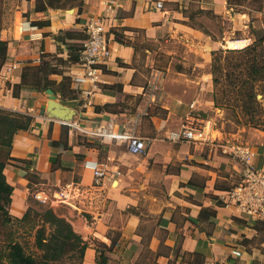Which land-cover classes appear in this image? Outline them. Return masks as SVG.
Returning <instances> with one entry per match:
<instances>
[{
	"label": "crops",
	"instance_id": "crops-1",
	"mask_svg": "<svg viewBox=\"0 0 264 264\" xmlns=\"http://www.w3.org/2000/svg\"><path fill=\"white\" fill-rule=\"evenodd\" d=\"M157 2L83 0L79 6L37 10L35 0H17L14 23L0 25V39L8 42L0 107L30 114L34 121L15 135L5 168L14 187L10 207L16 216L23 215L30 193L49 197L53 191L77 216L70 219L74 230L88 242L107 245V264H264V216L254 219L223 198L239 183L241 164L220 148L167 138L170 130L193 118L228 140L222 130L209 117L193 113L196 99L179 103L173 98L161 105L163 114L151 110L155 98L137 60L140 40L164 37L170 18L184 12L167 9L165 15ZM96 15L105 19L112 55L100 64L102 81L93 90L92 103L85 105L82 89L91 86L74 81L83 70L80 57L70 56L69 45L83 43L86 24ZM20 24L24 30L18 34ZM14 62L18 67L6 80L5 65ZM48 63L58 71L37 79L35 69L47 72ZM24 74L27 83L38 80L37 87L27 84L15 95L14 86ZM46 79L51 83L44 89ZM53 95L67 118L51 114ZM192 102L194 109L188 106ZM208 106L214 111V101L198 104L201 111ZM102 127L107 133H101ZM132 133L146 139V155L128 151ZM250 135L256 137L247 141L253 161L264 169V132ZM96 166L107 170L105 186L94 185ZM96 259L95 243L89 242L82 264H98Z\"/></svg>",
	"mask_w": 264,
	"mask_h": 264
},
{
	"label": "rangeland",
	"instance_id": "rangeland-1",
	"mask_svg": "<svg viewBox=\"0 0 264 264\" xmlns=\"http://www.w3.org/2000/svg\"><path fill=\"white\" fill-rule=\"evenodd\" d=\"M215 2L216 0H185L183 5L163 3L161 8L166 9L165 15L168 13L167 9H182L183 15L177 19L170 18L171 27L164 37L145 42L141 39L137 60L142 66L140 69L148 77L149 91L155 98L152 112L163 114L161 105L173 98L183 103L196 99L197 106L193 113L209 117L214 126L221 129L225 138L231 142L251 148L247 141L256 138L250 135L251 132H264V111L257 114L256 125L249 124L250 117L240 107L234 108V97L230 96V100L224 98L226 83L220 70L215 71V62L220 57V61L224 63L227 49L244 47L264 34V0H226L223 6H217ZM16 6L17 0H0V25L14 23ZM17 33L19 34L18 27ZM148 48L150 52L145 51ZM51 60L56 62L54 58ZM216 75L220 80L218 84L214 82ZM216 97L217 101L214 100ZM258 99L264 106L263 90L259 92ZM206 100L214 101V111L210 106L203 107L207 111L198 108V104H203ZM221 103L220 106L216 105ZM47 193L49 197L30 193L27 197V209L31 206L35 212L44 214L45 210L39 206L38 201L69 221L78 219L67 201L59 199L58 195L57 199L54 198L53 191ZM10 212L15 215L13 212L16 211H12L10 207ZM35 212L33 215H36ZM27 228L22 223H16L12 232L15 238L24 243L27 251L35 252V239ZM10 231L9 228L2 227L0 219V248L5 245ZM89 242L95 243V246L99 243L96 240ZM52 264H79V260L65 258Z\"/></svg>",
	"mask_w": 264,
	"mask_h": 264
},
{
	"label": "trees",
	"instance_id": "trees-1",
	"mask_svg": "<svg viewBox=\"0 0 264 264\" xmlns=\"http://www.w3.org/2000/svg\"><path fill=\"white\" fill-rule=\"evenodd\" d=\"M35 2L37 10H46L48 7L79 6L83 0H35ZM66 33L69 34L70 31ZM86 38L87 36L81 39L85 40ZM64 43L67 45L66 40ZM82 44L69 45L70 56L74 60L79 59ZM226 53L224 63L220 61V57H217L215 62V68H217L215 71L220 70L226 83L224 98L230 100V96H233L234 108L240 107L245 115L250 117L249 124L256 125L257 114L264 111V106L258 99L259 92L264 91V34L244 47L227 49ZM50 55L52 54L48 56ZM7 57L8 42L0 39V71ZM38 68L35 69L37 79L40 74L47 78L49 73L58 71L53 66H48L47 72L43 71L41 66ZM24 77L25 74L24 80L15 84V95L27 84L37 87L38 80L37 83H27ZM214 82L215 84L220 82L217 75L214 76ZM50 83V80L46 79L42 85L43 88H48ZM260 88L261 90H259ZM214 100L217 101V97ZM216 105L220 106L222 103ZM33 121L34 117L30 114L0 107V219L2 227L11 230L5 245L0 248V264H52L65 258H77L79 264H82L89 242L74 230L72 223L65 217L38 201L39 206L45 210L44 214L35 212L31 206L22 216H16L10 212L14 187L7 180L5 168L12 157L11 151L15 135L19 131L30 129ZM33 212L36 215H33ZM16 223H22L24 227L28 226L27 230L35 239V249L37 248L35 252L27 251L24 243L15 238L12 227ZM96 248L97 263L107 264V245L99 242Z\"/></svg>",
	"mask_w": 264,
	"mask_h": 264
},
{
	"label": "built area",
	"instance_id": "built-area-1",
	"mask_svg": "<svg viewBox=\"0 0 264 264\" xmlns=\"http://www.w3.org/2000/svg\"><path fill=\"white\" fill-rule=\"evenodd\" d=\"M114 2L108 4V9L113 8ZM157 7H163V2L158 0ZM104 17L96 15L91 17L86 24L87 38L82 44L80 62L82 76H76L74 81L78 84H90V88H83L85 105L91 104L93 90L102 81V69L100 64L108 60L112 55V49L107 37V27ZM20 32L24 25H19ZM18 67L17 63L5 65V73L2 77L10 79L12 71ZM181 103V101L179 102ZM195 108V103L189 105ZM32 110V108H28ZM79 126V124H76ZM208 124L198 118L189 119L181 124L179 129L170 130L167 138L173 142H202L206 145L220 148L223 152L232 156L241 164V179L238 184L229 189L223 195L226 205L233 206L238 211L257 219L264 216V169L258 167L254 161V152L245 144H237L219 138L211 133ZM101 133H107V127H102ZM127 149L131 154L144 156L148 153L146 139L134 133L127 138ZM107 170L104 166L94 168V185L102 187L106 185Z\"/></svg>",
	"mask_w": 264,
	"mask_h": 264
},
{
	"label": "water",
	"instance_id": "water-1",
	"mask_svg": "<svg viewBox=\"0 0 264 264\" xmlns=\"http://www.w3.org/2000/svg\"><path fill=\"white\" fill-rule=\"evenodd\" d=\"M55 104V105H54ZM52 106V107H51ZM49 110L53 116L65 117L67 118L68 113L62 108V105L55 100V96L49 102Z\"/></svg>",
	"mask_w": 264,
	"mask_h": 264
}]
</instances>
